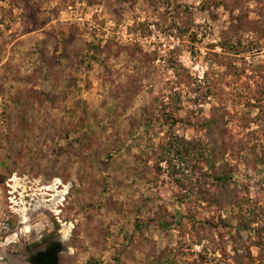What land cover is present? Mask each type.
<instances>
[{
    "label": "rangeland",
    "instance_id": "rangeland-1",
    "mask_svg": "<svg viewBox=\"0 0 264 264\" xmlns=\"http://www.w3.org/2000/svg\"><path fill=\"white\" fill-rule=\"evenodd\" d=\"M13 172L59 264H264V0H0Z\"/></svg>",
    "mask_w": 264,
    "mask_h": 264
},
{
    "label": "built area",
    "instance_id": "built-area-1",
    "mask_svg": "<svg viewBox=\"0 0 264 264\" xmlns=\"http://www.w3.org/2000/svg\"><path fill=\"white\" fill-rule=\"evenodd\" d=\"M32 181L35 184L40 182L35 179ZM30 182L28 175H19L17 172H13L0 183V264H4L7 260L5 251L12 253L16 251V239L22 237L28 244H35L50 227L48 223H45V226L39 230L26 232L25 226L32 224L30 216L34 215L31 213L29 202V198L33 199L28 193L31 188ZM15 223L18 226L16 231L13 230Z\"/></svg>",
    "mask_w": 264,
    "mask_h": 264
},
{
    "label": "trees",
    "instance_id": "trees-1",
    "mask_svg": "<svg viewBox=\"0 0 264 264\" xmlns=\"http://www.w3.org/2000/svg\"><path fill=\"white\" fill-rule=\"evenodd\" d=\"M192 146V142L189 140L171 137L163 149L166 152L174 151L180 156V158H182L183 152H186L188 147ZM216 177L219 180H223L222 174ZM61 249L60 243H50L45 249L38 251L32 257V264H59V254Z\"/></svg>",
    "mask_w": 264,
    "mask_h": 264
},
{
    "label": "flooded vegetation",
    "instance_id": "flooded-vegetation-1",
    "mask_svg": "<svg viewBox=\"0 0 264 264\" xmlns=\"http://www.w3.org/2000/svg\"><path fill=\"white\" fill-rule=\"evenodd\" d=\"M50 243H53V242H48L42 249H37V248H34L33 247H36L34 245H32V248L31 249H26V252H24V255L22 254V258H21V261L22 262H26L27 264H32V257L38 252V251H41L43 249H45ZM55 243V242H54ZM56 243H60V242H56ZM61 244V243H60ZM61 251L63 250V246L61 244ZM16 255H19V254H16ZM20 258V257H19Z\"/></svg>",
    "mask_w": 264,
    "mask_h": 264
},
{
    "label": "bare ground",
    "instance_id": "bare-ground-1",
    "mask_svg": "<svg viewBox=\"0 0 264 264\" xmlns=\"http://www.w3.org/2000/svg\"><path fill=\"white\" fill-rule=\"evenodd\" d=\"M43 226H45V223H44V221H41V222H38V223L29 224V225H27L25 227H26V232H31L32 230H35V229L39 230Z\"/></svg>",
    "mask_w": 264,
    "mask_h": 264
},
{
    "label": "water",
    "instance_id": "water-1",
    "mask_svg": "<svg viewBox=\"0 0 264 264\" xmlns=\"http://www.w3.org/2000/svg\"><path fill=\"white\" fill-rule=\"evenodd\" d=\"M42 240H44V241L46 242L47 239H46V237H45V238H43ZM42 240H40V241H42ZM40 241H39V242H40ZM39 242H37V243H35V244H33V245H34V246H38Z\"/></svg>",
    "mask_w": 264,
    "mask_h": 264
}]
</instances>
